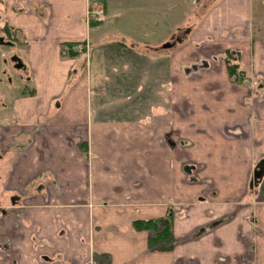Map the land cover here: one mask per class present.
I'll return each instance as SVG.
<instances>
[{"label": "crops", "instance_id": "obj_1", "mask_svg": "<svg viewBox=\"0 0 264 264\" xmlns=\"http://www.w3.org/2000/svg\"><path fill=\"white\" fill-rule=\"evenodd\" d=\"M95 1L106 17L90 25ZM5 27L26 43L30 79L0 128L27 201L0 225V264H264V191L250 185L264 158V0H0ZM170 211L174 248L150 249L135 221Z\"/></svg>", "mask_w": 264, "mask_h": 264}, {"label": "flooded vegetation", "instance_id": "obj_2", "mask_svg": "<svg viewBox=\"0 0 264 264\" xmlns=\"http://www.w3.org/2000/svg\"><path fill=\"white\" fill-rule=\"evenodd\" d=\"M178 39L181 40V37L179 35H177V37L174 39V41H177ZM0 44H6L9 46H12L13 48L17 47V45H21L24 47V50L26 49V43L24 41H22V39L19 40L18 37L15 36L13 33H9L5 30L3 31L2 34H0ZM24 50H23V52H24ZM227 51L225 53H227ZM231 52L233 53V57H235V55H236L235 51H231ZM226 56H227V54H225V59H226ZM2 57L5 59L4 60L5 67L3 69L4 73L7 72L6 67L8 66L9 62H11L12 66L18 71L17 75L19 76V81H24V82L27 81V83H29L30 78L28 75V67H27V65L25 66L26 62L24 60L23 55L20 56L17 52H13L8 57H6V56H4V54H2ZM235 58H236V60L238 59V57H235ZM236 60H235V62L238 63ZM26 74H27V76L24 78L25 79L24 80L23 75H26ZM1 77H2V75L0 72V78ZM233 77L235 78V76H233ZM241 78H242V76H241ZM8 82H9L8 85L10 86V88H6L5 90H3L5 92V93L4 92L3 93H4V96H6L8 98H12V102H11V105H9L8 107H5L4 112H2L0 109V114L3 113V116H4V113H7L9 115V120H7V121L3 120L4 123H1L2 121H0V128L9 126L10 124L16 122V119L14 118L13 107H12V104H13V101L15 98L14 93H15L16 87L14 86L12 79L9 78ZM256 83H257V81H256ZM24 91H26V90H24ZM10 118H13L14 121H11ZM2 136H3V134H2ZM25 145L26 144L20 143L18 141H16V142L14 141L12 143L13 151H20V149L22 148V151L20 153V158L23 156V153L25 152V149H26ZM7 152H9V149H7ZM6 153H3V155H5ZM1 158H2V155L0 153V203L1 204L4 203V205L0 204V225L3 224L6 227L7 224H5V222H7L9 219L16 217L17 215H20V216L22 215L20 210L24 207V204L27 201L25 200L26 193L23 192L24 190L18 189L13 182V174L16 172L17 163L20 164V160H17L16 163H14L10 167V173H9L8 168L6 170L2 167ZM261 160H264V158L260 159L258 161V163ZM257 164H256V167H257ZM256 167H255V169H256ZM190 168L194 169V166L190 165ZM253 175H254V173H253ZM261 179H259L256 184H255V182L251 181L250 185L252 187L260 185L261 189L263 190L264 179H263L262 184H261V182H262ZM27 200L31 201L32 198L28 197ZM168 215H171L174 217V213L171 211ZM4 253H6V250L0 251V255H3ZM17 262L18 261L15 260V263H17ZM40 264H52V263H51L49 258L47 259V257H43L41 259Z\"/></svg>", "mask_w": 264, "mask_h": 264}, {"label": "rangeland", "instance_id": "obj_3", "mask_svg": "<svg viewBox=\"0 0 264 264\" xmlns=\"http://www.w3.org/2000/svg\"><path fill=\"white\" fill-rule=\"evenodd\" d=\"M97 5H96V4ZM99 3V4H98ZM92 5L94 4V6L93 7H97V8H100V10H102V12H103V14H106V12L104 11V8H103V6H102V3L101 2H99V1H95L94 3H91ZM131 4H133V3H131ZM197 7V6H196ZM192 9H194V7H192ZM124 11V10H123ZM135 11H136V9L134 8V9H132V15H134V13H135ZM127 15H129V13H128V11H124ZM105 17H106V15H105ZM105 17H103V19L101 18V17H96V18H92L90 21H89V24L90 25H94L95 23H99L100 21L101 22H103L102 20H104V18ZM130 18V20L131 19H136L137 18V16L136 15H134V16H125V17H122V18H125V19H127V18ZM128 20V19H127ZM124 27H126V28H129L128 30L130 31V30H132L133 28L132 27H135V26H131V23L130 22H127V23H125L124 24ZM4 30V29H3ZM128 31V32H129ZM2 32L3 31H0V34H2ZM9 33H13L15 36H17L18 37V39L20 40V38H21V35H20V33L16 30V29H13V30H10V31H8ZM138 32H140V31H135V32H130L132 35H137V33ZM16 33V34H15ZM17 33L19 34V35H17ZM146 34H147V32H146ZM148 35V34H147ZM149 37H150V35H148ZM103 37V35H101L99 38L101 39ZM132 38V40H130L128 43H134V48L135 49H139L140 47H141V45L140 46H138V45H136V42H137V40H136V37H131ZM77 44L78 43H76L75 45L76 46H74V45H70V47L68 48V50L66 51V54H69L70 53V51H74V54H77V53H82V52H77V50L78 51H81L79 48H78V46H77ZM162 46H163V44H162ZM164 47V52L165 51H167V49L166 48H169L170 46H163ZM85 49H87V47H84ZM83 48V49H84ZM82 49V50H83ZM23 50H24V47L23 46H21V45H17V47H12V46H9V45H6V44H0V72H1V75H2V77L0 78V109H1V111L2 112H4L5 111V107H8L9 105H11V102H12V98H8V97H6V96H4V91L3 90H5L6 88H10V86L8 85V80H9V78L10 79H12L13 80V84H14V86L16 87L15 88V97L16 96H18L19 94H25V93H27V91H24L25 89H26V86H29V83H27V81H19V76L17 75V73H18V71L12 66V64H11V62H9V64H8V66L6 67L7 68V72L6 73H4L3 72V69H4V67H5V62H4V58L2 57V54H4V56H6V57H8L11 53H13V52H17L20 56H22L23 55ZM85 50H83V52H84ZM70 55V54H69ZM235 57H237L236 55H235ZM25 66H26V64H25ZM27 76V74L26 75H23V79L25 78ZM25 80V79H24ZM4 92V93H3ZM7 121V120H9V115L7 114V113H4V116H3V113H1L0 114V121H2L1 123H4V121ZM10 120L11 121H14V119L13 118H10ZM4 132H0V153H1V155L3 156V153H2V151H3V149L5 148V143H3V138H4V136H2V134H3ZM20 138V139H19ZM18 139V142H20V143H22V142H24V139H26L24 136H22V137H19V136H17L14 140H17ZM12 151H13V149H11ZM13 152H16V153H19L20 151H13ZM4 157V156H3ZM26 182V181H25ZM24 182V183H25ZM255 182V181H254ZM263 183V181L261 182V184ZM258 187V186H257ZM174 232V231H173Z\"/></svg>", "mask_w": 264, "mask_h": 264}, {"label": "trees", "instance_id": "obj_4", "mask_svg": "<svg viewBox=\"0 0 264 264\" xmlns=\"http://www.w3.org/2000/svg\"><path fill=\"white\" fill-rule=\"evenodd\" d=\"M5 31H10L9 27H5ZM70 55H74V51H70ZM226 61L229 72L235 79H241V73H244L239 68V64L235 62L236 58L233 53L228 50ZM264 191V186H263ZM138 228L147 229L149 231V247L150 249L170 250L173 249L177 239L173 232V216L167 215L160 218H152L144 221H135Z\"/></svg>", "mask_w": 264, "mask_h": 264}, {"label": "water", "instance_id": "obj_5", "mask_svg": "<svg viewBox=\"0 0 264 264\" xmlns=\"http://www.w3.org/2000/svg\"><path fill=\"white\" fill-rule=\"evenodd\" d=\"M180 40V39H178ZM175 43V42H174ZM174 43H165L164 46H171ZM264 176V160H261L258 164L256 169L254 170V178H253V182L255 181V184L257 183V181L259 179H261Z\"/></svg>", "mask_w": 264, "mask_h": 264}, {"label": "built area", "instance_id": "obj_6", "mask_svg": "<svg viewBox=\"0 0 264 264\" xmlns=\"http://www.w3.org/2000/svg\"><path fill=\"white\" fill-rule=\"evenodd\" d=\"M88 14L90 16H94V17H101V16H103L102 10H100V8H97V7H91L89 9ZM79 47H81V45Z\"/></svg>", "mask_w": 264, "mask_h": 264}]
</instances>
